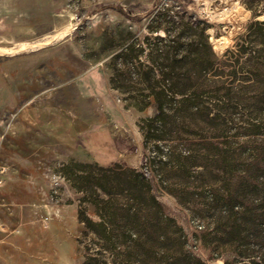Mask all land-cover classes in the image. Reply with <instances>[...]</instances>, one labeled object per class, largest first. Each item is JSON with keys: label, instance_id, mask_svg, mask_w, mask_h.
<instances>
[{"label": "rangeland", "instance_id": "1", "mask_svg": "<svg viewBox=\"0 0 264 264\" xmlns=\"http://www.w3.org/2000/svg\"><path fill=\"white\" fill-rule=\"evenodd\" d=\"M0 148V264H264V0H0Z\"/></svg>", "mask_w": 264, "mask_h": 264}, {"label": "trees", "instance_id": "2", "mask_svg": "<svg viewBox=\"0 0 264 264\" xmlns=\"http://www.w3.org/2000/svg\"><path fill=\"white\" fill-rule=\"evenodd\" d=\"M199 23L202 25V35H203V38L205 40H208V36H207V31L209 29V26L206 22L204 21H200L199 20ZM159 30H162V28H159ZM170 37L171 39V31L168 29V30H164ZM156 32H158V30H156ZM171 41V40H170ZM214 55V54H213ZM209 61V60H208ZM230 75V74H228ZM220 76V75H218ZM167 78L168 76H164V78ZM178 82H176V85H174V87L170 88V91L173 93V95L175 97H178V96H184L185 94L180 92V90L177 88ZM165 92L164 91H160V92H156V103H157V106H158V110L160 111V113H164L165 111V106H164V97H165ZM147 124L146 127H148V129H152L153 128V124L156 123V119H147L146 122ZM152 136L149 135V134H145V138L146 140L147 139H150ZM154 162V161H153ZM139 175L143 176L144 177V174L142 173H138ZM221 207L222 209H224L226 211V215L229 219L233 218L236 216V209H239L238 206L236 205V199L235 197L232 195V193H227L226 196L224 195L223 198L221 199ZM207 247V246H206ZM191 258H193L195 261H196V264H205L199 257L197 256H192ZM190 259V258H189ZM211 259H214V258H211ZM89 264H108L107 262H100L98 259L96 258H91L90 259V263ZM128 264H138L137 262H129ZM152 264H194V263H191L186 257H181V256H175L174 258H172L171 260L167 261V262H154ZM256 264V263H254Z\"/></svg>", "mask_w": 264, "mask_h": 264}, {"label": "built area", "instance_id": "3", "mask_svg": "<svg viewBox=\"0 0 264 264\" xmlns=\"http://www.w3.org/2000/svg\"><path fill=\"white\" fill-rule=\"evenodd\" d=\"M1 149V148H0ZM4 184L3 179H0V187H2ZM4 228V224L2 223L1 219H0V230H3Z\"/></svg>", "mask_w": 264, "mask_h": 264}]
</instances>
